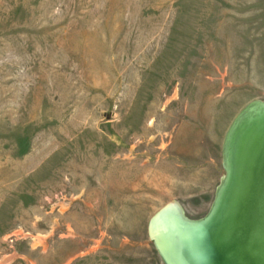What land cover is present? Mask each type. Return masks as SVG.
I'll use <instances>...</instances> for the list:
<instances>
[{"label":"rangeland","instance_id":"obj_1","mask_svg":"<svg viewBox=\"0 0 264 264\" xmlns=\"http://www.w3.org/2000/svg\"><path fill=\"white\" fill-rule=\"evenodd\" d=\"M255 101L264 0H0V264H165Z\"/></svg>","mask_w":264,"mask_h":264},{"label":"water","instance_id":"obj_2","mask_svg":"<svg viewBox=\"0 0 264 264\" xmlns=\"http://www.w3.org/2000/svg\"><path fill=\"white\" fill-rule=\"evenodd\" d=\"M222 154L225 177L206 216L190 220L166 206L152 218L165 264H264V102L237 114Z\"/></svg>","mask_w":264,"mask_h":264},{"label":"bare ground","instance_id":"obj_3","mask_svg":"<svg viewBox=\"0 0 264 264\" xmlns=\"http://www.w3.org/2000/svg\"><path fill=\"white\" fill-rule=\"evenodd\" d=\"M4 262V261H3Z\"/></svg>","mask_w":264,"mask_h":264}]
</instances>
